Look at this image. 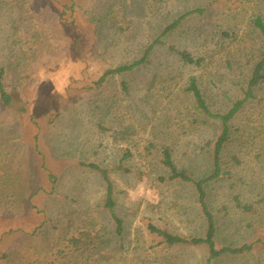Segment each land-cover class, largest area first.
I'll use <instances>...</instances> for the list:
<instances>
[{
  "label": "rangeland",
  "instance_id": "obj_1",
  "mask_svg": "<svg viewBox=\"0 0 264 264\" xmlns=\"http://www.w3.org/2000/svg\"><path fill=\"white\" fill-rule=\"evenodd\" d=\"M257 16L264 0H0V67L14 98L13 108L0 103V264H205V247H166L147 229L205 232L194 189L160 182L161 151L198 178L212 171L207 144L219 123L195 113L188 81L197 79L214 113L242 98L264 55ZM176 22L143 66L94 87ZM178 51L203 62L186 64ZM231 126L223 176L208 186L220 247L264 238V83ZM126 151L132 173L111 174L120 238L102 177L80 163L112 169ZM82 230L102 236L97 251L69 252ZM216 264H264V249Z\"/></svg>",
  "mask_w": 264,
  "mask_h": 264
},
{
  "label": "trees",
  "instance_id": "obj_2",
  "mask_svg": "<svg viewBox=\"0 0 264 264\" xmlns=\"http://www.w3.org/2000/svg\"><path fill=\"white\" fill-rule=\"evenodd\" d=\"M74 6V3H72V5L70 6H65L62 16L65 17L68 12L72 13L74 11ZM178 23L179 22H176L168 27L164 31L162 36L157 38L147 48L140 60L134 61L131 64H123L116 68L106 70L103 75L94 82V87L101 88L109 78L132 73L136 69L143 66L148 61L154 48L161 44L162 38L169 34V32H171L178 25ZM252 25L260 33L264 40L263 17H255V19L252 21ZM177 53L180 59L186 64L200 66L203 62L202 59L194 58L189 52L178 51ZM6 74L7 73L5 68L0 67V103L3 107L10 109L14 107V98L5 85ZM263 83L264 55L262 59L255 65L243 97L234 102L232 107L226 113H214L210 109L197 79L195 77H191L189 79L186 90L193 97V110L195 111V113L198 116L205 117L207 120H215L219 123L220 130L216 140L207 144V147H209L210 149L212 158V171L206 176L198 178L188 169L179 168L174 160L172 150L169 147H163L161 151V165L167 171L168 175L167 177H161L160 182H178L188 185L189 187L194 189L201 215L205 221V232L202 236H182L170 232L167 228L158 227L153 223H148V231L150 232V234L160 239V245L166 247H205L207 249L205 264H216V262L224 257L244 255L252 252L257 247L264 249V238H258L250 243H245L240 246L224 245L220 247L217 240L219 228L216 216L210 207L208 193L209 184L219 180L223 176L225 163L223 159V152L233 136V128L231 126V123L236 115L244 107V105L255 98V89ZM124 88H126V85H124ZM18 112L23 115L25 113V110L24 108H22ZM36 139H39V136H36ZM131 156V152L126 151L118 164L112 169L103 167L95 163H80V166L96 172L102 177L106 187V195L103 207L108 212L115 226L116 235L120 238L125 234V222L121 217L117 215V200L115 197L116 189L111 179V174L115 171L122 174H131L132 169L126 164ZM234 160L237 164L240 163L237 158H234ZM49 178L52 179L51 181L53 182V176L50 175ZM234 202L236 204V207L243 212L252 213L254 211L253 206L247 204L244 205L238 197L234 198ZM102 241V236L99 233L90 230H82L77 232L68 240L67 249L69 250V252L74 254L91 253L97 251L102 246Z\"/></svg>",
  "mask_w": 264,
  "mask_h": 264
}]
</instances>
